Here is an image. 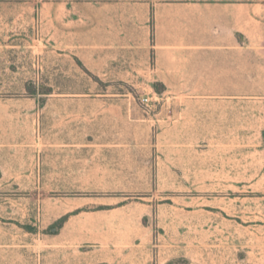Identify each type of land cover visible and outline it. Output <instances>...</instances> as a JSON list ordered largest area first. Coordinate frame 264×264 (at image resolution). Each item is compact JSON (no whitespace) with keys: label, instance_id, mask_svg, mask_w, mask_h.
<instances>
[{"label":"rangeland","instance_id":"obj_1","mask_svg":"<svg viewBox=\"0 0 264 264\" xmlns=\"http://www.w3.org/2000/svg\"><path fill=\"white\" fill-rule=\"evenodd\" d=\"M97 1L0 0V264H132L146 231L264 244V24L243 89L160 92L156 48L94 58Z\"/></svg>","mask_w":264,"mask_h":264},{"label":"crops","instance_id":"obj_2","mask_svg":"<svg viewBox=\"0 0 264 264\" xmlns=\"http://www.w3.org/2000/svg\"><path fill=\"white\" fill-rule=\"evenodd\" d=\"M92 21L94 58L98 55L101 63L102 58H112L110 51L114 43H117L116 58H131V42L140 40L145 58L149 57L151 48H156V80L166 89H243L246 47H251L250 44L254 52L253 69L259 72L261 68L264 3L245 0H98L93 5ZM76 34L82 36L80 29ZM101 47L109 49L110 54L105 55L106 50ZM187 58L189 60L185 61ZM108 63L111 65L112 61L108 60ZM185 64L187 71L183 69ZM93 66L97 72L95 59ZM230 66L233 71L229 70ZM1 161L2 157L0 165ZM172 214H175L174 209ZM148 215L147 212L143 217ZM144 228L148 230L147 226ZM180 236L179 233L172 237L167 234V244H150L146 231L134 238V244L121 248L122 257L129 261L139 256L138 260H131L132 264H264V244L238 241L235 246L226 244L221 250L200 249L181 245Z\"/></svg>","mask_w":264,"mask_h":264},{"label":"trees","instance_id":"obj_3","mask_svg":"<svg viewBox=\"0 0 264 264\" xmlns=\"http://www.w3.org/2000/svg\"><path fill=\"white\" fill-rule=\"evenodd\" d=\"M157 85L162 88V89H159L160 92H161V90H163L165 88L162 83H157L156 86ZM67 219H68L67 216L61 217L55 223L50 225V227L48 228V231H54V233H58L63 228V226H64L65 222L67 221Z\"/></svg>","mask_w":264,"mask_h":264},{"label":"built area","instance_id":"obj_4","mask_svg":"<svg viewBox=\"0 0 264 264\" xmlns=\"http://www.w3.org/2000/svg\"><path fill=\"white\" fill-rule=\"evenodd\" d=\"M149 102H150V98L148 96L143 98L144 104H148Z\"/></svg>","mask_w":264,"mask_h":264}]
</instances>
